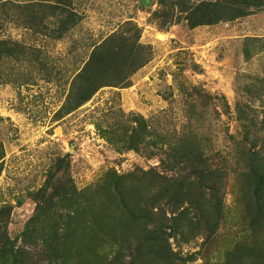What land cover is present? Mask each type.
Instances as JSON below:
<instances>
[{
	"label": "rangeland",
	"instance_id": "374dc122",
	"mask_svg": "<svg viewBox=\"0 0 264 264\" xmlns=\"http://www.w3.org/2000/svg\"><path fill=\"white\" fill-rule=\"evenodd\" d=\"M0 264H264V0H0Z\"/></svg>",
	"mask_w": 264,
	"mask_h": 264
},
{
	"label": "bare ground",
	"instance_id": "6f19581e",
	"mask_svg": "<svg viewBox=\"0 0 264 264\" xmlns=\"http://www.w3.org/2000/svg\"><path fill=\"white\" fill-rule=\"evenodd\" d=\"M241 95V94H240ZM241 99V98H240ZM187 163V162H186Z\"/></svg>",
	"mask_w": 264,
	"mask_h": 264
}]
</instances>
